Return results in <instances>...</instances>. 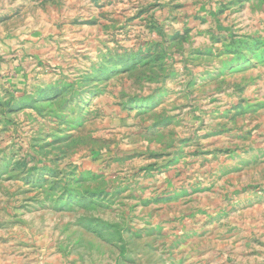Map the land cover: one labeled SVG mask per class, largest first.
Returning <instances> with one entry per match:
<instances>
[{
  "label": "rangeland",
  "instance_id": "1",
  "mask_svg": "<svg viewBox=\"0 0 264 264\" xmlns=\"http://www.w3.org/2000/svg\"><path fill=\"white\" fill-rule=\"evenodd\" d=\"M0 264H264V0H0Z\"/></svg>",
  "mask_w": 264,
  "mask_h": 264
}]
</instances>
